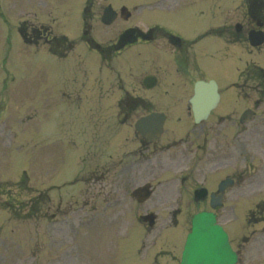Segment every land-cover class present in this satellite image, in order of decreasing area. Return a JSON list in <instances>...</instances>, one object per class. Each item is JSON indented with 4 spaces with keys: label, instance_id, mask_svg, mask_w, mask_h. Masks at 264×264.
Masks as SVG:
<instances>
[{
    "label": "rangeland",
    "instance_id": "rangeland-1",
    "mask_svg": "<svg viewBox=\"0 0 264 264\" xmlns=\"http://www.w3.org/2000/svg\"><path fill=\"white\" fill-rule=\"evenodd\" d=\"M239 2L240 0H230L229 8L235 9ZM76 3V0H48V2L46 3L52 9L53 14L57 17L58 24L56 21V25L58 26L59 32H64V34L66 35H78L77 31H79V18L77 17L79 12L77 13L76 11ZM36 5H41L42 7L45 6V4L40 0H0V14L2 13L4 16L3 18L0 17V105L2 103H5L8 111H6L5 105L1 106L4 114L3 116H0V175L1 177L2 175L9 176L11 172L15 173L18 168H21V172L25 170V168L28 166V163L21 155H19V153L21 154L23 151L33 149V154H29V152L25 154L26 157L29 158L31 156L32 159H34V169L30 171V179L37 178L40 181L34 185L37 187H39L40 185L42 187H46L48 186L47 184H50V178L52 177L53 179L54 174H62V170L59 169L63 166V163L66 160L61 153L57 156H53V152L51 151L52 145L49 144L48 138L35 145L31 143L34 142V125L32 127H29L25 122H23V124L20 123V126H25L29 130V132L27 131V137L24 139L22 138L20 127L18 128L17 126L12 124L11 121L12 115L15 117L28 116L30 107L34 106L36 109L35 113L37 115V121L42 124L43 120H47V125L50 126L51 123L53 127V123L58 119L57 112L60 110V106H58L57 109H54L53 106H40V102H45V100L48 102H50L51 100L56 101L58 97V83H60V80L54 78L52 76V73H50V68L54 61H49L50 58L48 56L40 55L39 53L34 52L32 49H28L27 47H25L19 41V37L17 34L16 25L20 20H22L21 16L25 14L26 11H32V7ZM240 19L241 16L234 13L229 15L225 23H233ZM35 20H37V22L48 21V17L44 14ZM245 23L247 24V26H250L249 23ZM167 56H170V54H168ZM250 57V55L242 56L237 62L235 60L237 59V56H232V60L222 61L220 59H217L215 63V81L217 82V84L219 86H222L223 83L229 80H236L237 69L242 66L240 64L244 63ZM255 60L258 64L264 67V58L257 57ZM148 62H150L149 69L151 71L156 70V64H153L151 61ZM82 64L86 66L84 63ZM82 64H79V66L81 67L79 69H76L77 65L73 66L74 71H83L84 73H86V69L82 67ZM89 74H91V76L93 74L91 68ZM105 78H112L111 74L109 75V77L105 75ZM94 79L95 76L93 77V80ZM134 79L137 80V77H134ZM124 84L126 87L138 86L137 83H132L131 85L130 79H124ZM250 95L251 97L248 98L253 100L255 94L251 93ZM64 100L65 98L63 97V101ZM247 104H250V101H247ZM6 112L8 113V115H10V122L8 126L9 128H7V126L5 125V127L1 131V121H3L4 117L6 118ZM110 113L111 111L108 112L106 116L109 117ZM72 114L74 116V110L72 111ZM65 119L66 121H68L67 116L65 117ZM74 123L75 120L74 117H72L73 131L75 130ZM23 130L25 131L26 129L23 128ZM46 133L49 134V132ZM44 136L47 137V134ZM254 141L256 143H259L256 140ZM29 142L32 144V148H30ZM248 143L249 147L253 144L251 139L248 140ZM82 145L85 146L84 143H82ZM256 149L257 147L253 151H257ZM254 155L257 156L256 153H254ZM258 156V159H254L252 162L250 159V155L247 157V162L253 163L252 166L251 164L249 165L250 168L248 172L251 171L252 173L253 167L258 165V162L261 159L263 171L260 174V180L262 182L261 189L264 193V156ZM94 157L96 158V156ZM87 167V165H83L82 167H80L81 172L84 173ZM10 168L11 172L9 170ZM76 169L77 167L74 166V163L70 164L69 167H67V169L65 170V175L59 177V181L63 180L65 177H74L76 175ZM32 171L35 172L36 177L34 176V173ZM255 172L256 167H254V173ZM37 173L40 176H37ZM177 176V174L168 171L161 173L160 176H153L148 181L155 182L157 180L164 179L166 183V180L170 181L173 177ZM1 177L0 180H2ZM108 178L109 176L106 177V179ZM55 180L56 177L54 181ZM136 183L138 182L124 183L122 186L123 189L121 188L122 190L115 197L110 196L104 198V195L101 192H97V190L95 189L94 191H92L91 189L89 190V202L92 206L89 208L87 207V209L90 211L94 209L93 211L95 212V218H98L100 215H104L103 212H106V214L98 219V226H93L90 229L88 235L87 232H85L86 230H84L83 234L81 233L82 235L81 238L77 241V245L82 250L79 252L84 255H81L78 261L79 264H106L105 259L110 262H112L113 260L112 264H144L143 259H140L136 256L137 253L135 252H137L138 248V256H142L143 254H145V249L143 250L144 247H149V251L151 253H155V251H157L158 249L157 247L161 245L160 242L167 240L168 244H162L161 247H164V245H166L167 247L172 248V245L170 243L173 242L172 244L177 247L176 257H178V254L181 250V243H179L178 241H173L172 235H170L169 233L178 231L179 235L182 234L184 237L189 226L187 225V223L189 222H187V219L189 220V218H185L190 213H193L194 209H177L157 206L154 203L156 199L155 197H153V201H151L149 204L138 207L131 202L128 195L131 187ZM76 190L77 189L72 188V193L74 196L77 193ZM261 193L262 191L259 192V194ZM13 195L16 196L17 192H14ZM96 195L98 196L96 197ZM26 196L27 195L23 193L20 200L25 199ZM112 198L114 199L112 201H109ZM0 201H2L1 198ZM106 202L112 205L109 207H103ZM177 210H180L181 214L183 213L182 215H184V220H181V217H179V222L177 226H175L176 222H174V215ZM231 210L232 212L233 210L238 211L237 208H232ZM27 211L28 210H24L18 212V214L25 215ZM146 211H153L157 214L158 217V223H156L153 231L147 235L144 234V231L142 229L141 233L137 229L136 225L137 216L143 214V212ZM53 212L54 211L52 210L50 213ZM116 212L121 213V216L119 218H113V214H115ZM66 213V219H63L62 217L57 218L55 222L57 224H55L54 226L57 228V230L56 232H53L51 236H49L51 241H60L55 245L54 248H52L51 252H47L45 248L47 242H49L48 235L46 236V234L44 233L46 232L45 223L42 222L40 224V248L36 249V254L38 256V252H40V261L42 264H49L51 262L49 260V256L53 257L54 255L55 257L53 258L51 264H71L70 257L68 254L65 255V251H56L58 249H67L69 250L72 257L71 245L69 244L71 234H68L67 225L68 223L69 227L75 225L77 222V218L75 215H73L74 213H68L67 211ZM86 215L91 216L94 214L87 213L82 215V217H85ZM7 216L8 215L4 213L2 208L0 207V264H33V251L35 250L34 237L36 236L34 222L32 221V219L24 220L19 218L17 219L23 221L19 222L10 219V222H6L7 220L5 219L7 218ZM123 216H126V220L128 219L129 222H131V229H122L119 233H117L116 228L118 229V225L123 220ZM63 220H68V223H66V227L62 223ZM69 220H72L73 223H71ZM58 223H61L65 230L60 231L58 229V227L60 226L58 225ZM221 223L225 228H227L234 234L231 235V237L233 239L232 241L234 246H237V240L239 239V236L241 237V235H243L245 231H241L240 229L239 234L236 235V232H233V221L227 220L225 216L221 217ZM259 227L260 226H258L257 229ZM134 234H136V241L133 242V250H129L127 248V244ZM116 236L119 237L116 238ZM122 236H124V239ZM65 237L67 238L63 242L65 244H61ZM179 241L181 242V240ZM259 242H255L254 240H252L251 242L242 246V249L244 250L243 255H241V259L243 260L242 264H264L263 255L254 257L251 256L254 254H261V251L264 252V242L262 246H256L259 244ZM155 243H157L156 246ZM254 247H258L260 251H252L251 248ZM109 248H111L110 251H108ZM120 249H122V255L119 257ZM112 253H114V255H111ZM47 258L48 261L46 263ZM159 261L161 263L171 264L169 257L161 258ZM74 264H76V260Z\"/></svg>",
    "mask_w": 264,
    "mask_h": 264
},
{
    "label": "flooded vegetation",
    "instance_id": "flooded-vegetation-1",
    "mask_svg": "<svg viewBox=\"0 0 264 264\" xmlns=\"http://www.w3.org/2000/svg\"><path fill=\"white\" fill-rule=\"evenodd\" d=\"M101 1L103 3L96 0L85 1L82 28L84 43L88 47L98 49L102 62L108 63L114 56L119 55L120 51L130 48L132 60L141 58L142 63L147 61L154 63L158 57L154 55L156 58L154 59L152 55L160 50L170 54V56L166 55V61L171 67L166 64H164L165 67L159 65L152 73H146L155 75L157 78V85L153 88L119 87L117 89L115 107L120 112V118L103 121L98 126L97 141L102 144L101 148L103 149L104 143L117 142L123 138L133 150L126 152L119 163L116 161L117 164L108 166L109 163L102 161L99 171L103 177L105 172L118 168L127 174L143 175L146 171L152 170L154 163L160 169H162L161 165L171 166L179 171L181 176L180 186L182 188L178 189L179 199L172 200L171 194H164L160 197L159 202L166 206H209V195L201 199H196L192 195L202 186L196 185L195 180H190L186 172L194 170L196 166L201 165L202 159L205 160L213 156L214 151L216 152L214 140L219 127H223L227 123V127L231 129L232 124L236 125L237 122L232 120V117L213 116L211 113L205 121L195 124L190 116L187 106L188 98L186 97L193 94L195 81H208L210 78H207V75L215 70L214 55L217 38L215 0H203L204 10L197 8L196 16L190 22L182 23L179 29L170 26L169 22L184 11L190 10L194 6V0H155L149 7L151 13H148V18L142 23H137L135 13L138 9L136 6L129 9L130 14L127 17V15L122 16L119 13L122 5H117L113 0ZM260 5L259 14L264 18V0H260ZM106 6H110L116 12L114 20L108 26L101 23L102 13ZM125 6L130 7L127 4ZM159 12L163 13L166 19L164 27L157 22ZM261 22L264 30V21ZM201 24H203V30H201ZM130 29H134L130 42L118 45L120 36ZM237 33H234L233 29L228 26V29L220 32V35L231 44L236 36L238 39L244 37L243 34ZM170 36L179 38L177 48L168 44ZM58 48L54 50V53L66 58L67 51L63 50L62 46ZM167 68L172 72L173 77L169 79V84L166 86V81H162V74L168 73ZM197 73H201L205 78H200V76L195 78L194 74ZM259 81L257 91L261 96H264V76ZM263 101L264 98L257 99L253 103L255 109H258ZM127 112L129 113L127 114ZM152 112L164 113L166 116L163 132L153 145L149 144L134 129V122L138 117L146 116ZM171 112L175 113L174 119H171ZM170 135H172L171 138H178L169 142ZM176 140L179 141L175 142ZM170 144L173 148L169 146ZM167 158L172 162H169ZM110 159L111 156L108 160ZM112 162L115 163V161ZM211 162L208 160L205 166ZM203 182H206V178L203 179ZM229 191L226 190L223 195V206L226 205ZM212 192L214 190H208V194Z\"/></svg>",
    "mask_w": 264,
    "mask_h": 264
},
{
    "label": "water",
    "instance_id": "water-1",
    "mask_svg": "<svg viewBox=\"0 0 264 264\" xmlns=\"http://www.w3.org/2000/svg\"><path fill=\"white\" fill-rule=\"evenodd\" d=\"M258 43L255 41L253 44ZM201 91H208L212 98L215 97V90L211 86L202 85ZM198 102L192 101L194 113L201 115L203 110L200 106L208 101V97H196ZM236 261L235 254L231 251L227 236L222 229L215 225L214 217L211 214H198L192 220V229L189 234L184 251L182 254L181 264H234Z\"/></svg>",
    "mask_w": 264,
    "mask_h": 264
}]
</instances>
